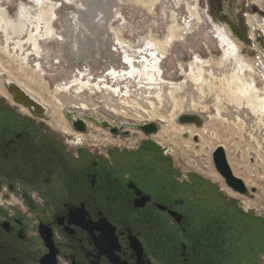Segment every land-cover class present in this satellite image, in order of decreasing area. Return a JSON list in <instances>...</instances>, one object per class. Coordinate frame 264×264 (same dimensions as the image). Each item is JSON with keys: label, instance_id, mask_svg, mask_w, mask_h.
<instances>
[{"label": "flooded vegetation", "instance_id": "1", "mask_svg": "<svg viewBox=\"0 0 264 264\" xmlns=\"http://www.w3.org/2000/svg\"><path fill=\"white\" fill-rule=\"evenodd\" d=\"M37 2L46 0L30 6ZM246 2L244 17L264 28V0ZM252 28L264 46V29ZM14 118L0 105V194L9 200L0 207V264L264 262L258 220L199 178L177 182L166 153L93 159Z\"/></svg>", "mask_w": 264, "mask_h": 264}, {"label": "rangeland", "instance_id": "2", "mask_svg": "<svg viewBox=\"0 0 264 264\" xmlns=\"http://www.w3.org/2000/svg\"><path fill=\"white\" fill-rule=\"evenodd\" d=\"M32 1L0 0V6L3 10H7L16 25V30L7 32L5 48L0 45V62L23 85L48 100L56 102L54 94L58 92V87H64L76 80L122 87L127 82L126 78L121 79L124 75L119 73L127 74L130 69L123 60L124 44L120 43L118 37L126 40V44L129 46L128 51L132 57L140 58L149 55V52L156 58L157 43L162 42L166 45L167 41L172 39L170 28L173 25L179 27L176 30L179 34L166 49L167 55L161 64L163 69L161 75L166 81L183 83L189 77L187 73L190 72L191 64L196 60V57L217 64L219 59L224 56L226 44L233 40L240 47L241 57L246 59V64L255 68V72L245 70L246 78L254 81L256 88L261 90L260 94L264 97V77L258 73L260 71L255 66L257 62L261 65L264 64L263 59L257 60V52L264 51L263 39L259 36L260 30H256L255 38L250 40L251 26L246 23L247 18L243 15L247 10L246 0L104 1L105 3L102 4L106 5L107 10L101 11L102 19L97 17L100 19L99 23L92 25L88 30L94 38L101 36L103 41H100L99 47L94 48V51L88 52L86 55L83 53L76 55L70 50L72 39L66 14L79 11L81 3L86 5L88 0H54L57 3L53 23L55 32L51 36L41 38L37 56L30 54L33 46L28 35L32 26L24 16L31 14L34 19L36 17L44 18V14L39 15L36 9L44 2H37L30 6ZM78 17L76 24L84 26V23L80 21V14ZM38 64L43 71L37 70ZM218 64L217 66L220 67L221 64ZM214 87H216L214 93L219 98L218 102L212 101L215 94L203 101L206 105L211 106L210 113L218 108L217 110L223 114L225 107L233 108L244 102V99H239L241 102H237L238 100L236 101L233 96H229L227 85L215 84ZM180 100H178L179 106L170 111L172 116L187 106ZM0 105L12 109L15 120H29L32 131L37 132L40 136L44 135L59 141L63 144L61 147L64 149L77 150L81 147L88 152L91 150L93 159L107 158L113 152L144 150L153 153H166L165 157L169 159L173 167V174L177 182H185L188 178L201 179L207 186L210 185L221 194L230 206L236 207L239 213L258 220L259 224L264 227V114H261L259 118L261 121L250 122V125L245 124L243 120L230 124L220 117H210L204 128H196L201 136L199 138L203 139L200 144H196L193 138L185 139L184 134L176 131L172 132L171 141L166 143L157 137H152L153 135L146 136L141 130L133 127L125 128V130H129L127 136L113 135L95 123H89V125H93L92 128L86 133L85 139H79L74 134H66L52 128L48 124L50 110L47 116L39 118L32 113L26 114L1 95ZM73 109L78 108L68 107L63 111H76ZM93 112V114H98L101 121H108L117 127L121 125L122 121H126L131 125L155 123L159 126L160 131L169 128L163 121L147 122L144 119L139 120V118L121 120V116L109 115L103 107H99ZM84 113L89 114V112ZM67 122L73 130L70 122L68 120ZM260 122H262L261 125ZM175 125H179L177 120H175ZM208 130L214 132L210 145L204 140L207 138ZM249 137H251V142L248 141ZM65 141L68 142V145L65 144ZM35 142L37 143V141ZM220 144L225 147L230 165L233 164L241 177L250 180L248 187L249 189L255 188L256 192L242 196L226 186L215 169L212 157L214 151L212 148L216 149ZM252 155L256 158L255 163L251 161ZM215 173L223 182L214 178ZM260 264H264V262L260 261Z\"/></svg>", "mask_w": 264, "mask_h": 264}, {"label": "bare ground", "instance_id": "3", "mask_svg": "<svg viewBox=\"0 0 264 264\" xmlns=\"http://www.w3.org/2000/svg\"><path fill=\"white\" fill-rule=\"evenodd\" d=\"M104 1L109 2V0H88L86 5L82 2L79 11L66 14L70 37L72 39L70 50L76 55L82 53L86 55L88 52L94 51V48L99 47L100 41H103L101 36L94 38L88 30L92 25L98 24L99 20L102 19L101 11L107 10L106 5L102 4L105 3ZM137 1L139 2V0ZM36 9L39 15L44 14V18L40 19L36 17L34 19L31 14H26L24 18L30 21L32 26V30L28 35L33 46L30 54L32 53L37 56L41 38L43 36H51L55 32L53 23L56 15L55 7L50 3V0H46L44 5L37 6ZM77 13L80 14V21L84 23L82 27L76 24V19L79 18ZM97 17L100 19H97ZM247 18L249 25L253 27L252 30L259 28L264 29L263 22L259 20L260 18L250 15H247ZM178 28L179 27H176V25L170 28L173 37L167 41L166 45L162 42L157 43L158 52L156 58L149 52V55L145 54L146 56H141L140 58L132 57L128 51L129 46L126 44V40L122 39V37H118L120 43L124 44V48L122 49L123 60L130 69L127 74L125 72L119 73L120 75H124L121 79L126 78L127 82V84L122 85V87H114L111 84H92L89 81L84 82L76 80L64 87H58V92L54 94L56 99L55 102L27 88L5 68L1 62L0 71L6 73L10 80L16 82L28 94L37 99L48 111L50 110L48 124L52 128L66 134H74L79 139H85L86 134L73 131L70 128L69 123L64 117L65 112L63 110L65 108H78L73 110L83 114H85L84 112H89V114L98 115L93 114V110L103 107L109 115L115 114L116 116H121V120L139 118V120L144 119L147 122L163 121L169 128L163 129V131L159 130V132L152 137H157L160 141L166 143L171 141L173 131L180 134H189V140L195 136L201 137L194 126L175 125L176 118L180 114L186 112L199 113L205 117L206 122L210 117H220L223 121L230 124H235V122L243 120L245 124L250 125V122L254 123V121L260 120L261 114H264V97L261 96V90L256 88L254 81L250 78V80H248L245 74V70L255 72V68L246 64V59L244 60L243 56L241 57L240 47L233 40L226 44L224 56L219 59V64L217 63L218 65L221 64L220 67L211 61L209 63L196 57V60L191 64L190 72L187 73L189 77H187L183 83H173L165 80L164 76L161 75V71L163 70L161 64L166 58V49L171 45V41L175 40L179 34L176 31ZM13 30H16L15 21L10 18L8 12L5 9L3 10L0 6V45H2L3 48H5L7 44V32ZM254 36V32L252 31L251 38H254ZM261 54H263L262 51ZM259 64L260 63H258V70L260 72L258 73L264 77V64ZM36 67L40 72L43 71L39 64ZM4 83V79L0 78V95L7 98L12 104L18 106L26 114H30L31 112L27 108L22 105H17L14 102L13 97L5 88ZM215 84L227 85L229 88L228 95L233 96L236 101L238 100L237 102L244 99L242 105L234 106L233 108H229V106L225 107L223 114L217 110L218 108L215 109V113H210L209 110L211 106L206 105L203 101L215 94ZM188 98L189 101H187ZM176 99L185 103L187 106L180 109L179 112L172 116L170 111H173V109L179 106L178 100ZM218 100L219 98L215 94L212 101L217 103ZM261 123L262 122L259 124L261 125ZM88 126L90 130L93 125H89L88 123ZM125 128L129 127L125 126L124 129ZM100 131L105 132L101 129ZM127 131L129 130L127 129ZM213 137L214 132L208 130L207 138H204V140L210 145ZM250 139L251 137L248 139L249 142H251ZM201 140L203 141L202 138H200V142H202ZM219 146L225 148L223 144ZM213 149L215 150V147L212 148V150ZM231 167L234 174L237 177H241L233 164H231ZM214 178L223 182L216 173L214 174ZM241 178L247 186L250 184V180L244 177ZM227 190L231 193V189Z\"/></svg>", "mask_w": 264, "mask_h": 264}, {"label": "water", "instance_id": "4", "mask_svg": "<svg viewBox=\"0 0 264 264\" xmlns=\"http://www.w3.org/2000/svg\"><path fill=\"white\" fill-rule=\"evenodd\" d=\"M0 78H3L5 88L13 96L15 102L23 107L27 108L36 117L42 118L48 115V109L42 105L37 99L28 94L22 87L16 82L9 79L8 75L0 71ZM66 119L70 122L72 128L76 132L87 133L89 130L88 123H95L102 128L108 130L113 135L127 136L129 131L124 127H133L141 130L146 136H152L159 132V126L155 123H144L143 125H131L128 122L123 121L120 127L113 126L108 121H101L98 115L83 114L77 111L66 110L64 113ZM177 123L179 125L194 126L197 129L205 127L206 119L199 113L186 112L177 117ZM185 139H189V134L183 135ZM193 141L199 144V136L193 137ZM213 163L217 173L224 180L226 186L234 193L246 196L250 192H256L255 188L249 189L241 177H237L229 163L227 152L222 146L217 147L213 153ZM33 207L32 202L28 196H25Z\"/></svg>", "mask_w": 264, "mask_h": 264}, {"label": "built area", "instance_id": "5", "mask_svg": "<svg viewBox=\"0 0 264 264\" xmlns=\"http://www.w3.org/2000/svg\"><path fill=\"white\" fill-rule=\"evenodd\" d=\"M261 51L263 52L262 55H261ZM261 51H258V52H257V54H258L257 60H259V59H263V61H264V58H263L264 51H263V50H261ZM256 66L258 67V62H257V65H256ZM185 179H186V177H185ZM8 202H9V200H7V199L3 196V194H0V207L8 208Z\"/></svg>", "mask_w": 264, "mask_h": 264}, {"label": "crops", "instance_id": "6", "mask_svg": "<svg viewBox=\"0 0 264 264\" xmlns=\"http://www.w3.org/2000/svg\"><path fill=\"white\" fill-rule=\"evenodd\" d=\"M255 156L254 155H252V157H251V161H252V163H255Z\"/></svg>", "mask_w": 264, "mask_h": 264}]
</instances>
